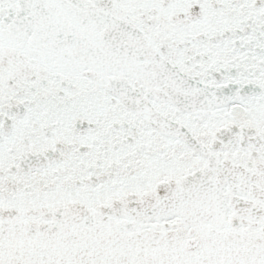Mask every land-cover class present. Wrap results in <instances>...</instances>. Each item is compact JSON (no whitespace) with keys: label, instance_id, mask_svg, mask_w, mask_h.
Listing matches in <instances>:
<instances>
[{"label":"snow or ice","instance_id":"6c2138e0","mask_svg":"<svg viewBox=\"0 0 264 264\" xmlns=\"http://www.w3.org/2000/svg\"><path fill=\"white\" fill-rule=\"evenodd\" d=\"M0 264H264V0H0Z\"/></svg>","mask_w":264,"mask_h":264}]
</instances>
